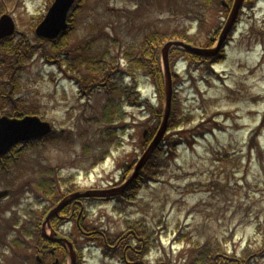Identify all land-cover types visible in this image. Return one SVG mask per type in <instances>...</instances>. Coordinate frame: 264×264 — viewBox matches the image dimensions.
<instances>
[{
	"label": "rangeland",
	"instance_id": "rangeland-1",
	"mask_svg": "<svg viewBox=\"0 0 264 264\" xmlns=\"http://www.w3.org/2000/svg\"><path fill=\"white\" fill-rule=\"evenodd\" d=\"M215 1L206 6L199 0H88L73 35L75 42H82L107 33L121 50L127 49L128 43L139 45L149 31L182 35L197 46H211L216 28L227 15ZM3 3L0 9H5L18 30L37 45L30 18L44 15L48 0ZM92 24L100 28L90 30ZM180 27L189 32L181 33ZM170 60L175 62L171 72L176 77L169 125L183 118L187 123L181 129L189 132L179 134L183 138L171 157L172 149L164 146L156 163L147 166L149 180L135 191V197L83 207L80 216L85 219H78L79 226L121 249L109 252L114 257L105 256L92 238H85L84 231L77 229V214L62 215L56 221L61 228L59 236L73 241L76 264H123L120 255L131 264H183L191 241L208 244L225 255L217 264L245 260L252 254H256L254 264H264V1L252 9L244 8L219 63L208 67L210 62H206L200 67L192 60L188 66L178 50L171 52ZM189 67L200 68L190 75ZM14 70L10 76L6 70L1 74L0 67V88L11 92L15 101L24 102L27 111H37L55 127L71 130L73 140L71 145L50 141L25 148L12 168L0 173L1 190L9 184L17 188L0 200L2 263L9 258L19 263L25 257L27 250L21 245L30 241L32 218L37 216L38 224L43 219V204L37 206L35 195L27 191V186L36 185L40 174L46 178L54 166L60 177L72 175L80 190L118 184L125 172L122 167L141 155L143 129L153 130L160 123L147 106L149 114L140 108H126L127 126L120 132L117 147L102 164L90 168L92 155L98 151H89L87 144L94 147L99 141V127L83 116L100 120L102 97H82L56 65L39 56L20 62ZM139 81L140 95L148 97L149 106L161 113L162 98L147 80ZM4 94L0 97L1 113L9 110V98ZM166 137L172 142L175 136L170 133ZM162 156L166 157L162 160ZM158 162L166 167L157 166ZM56 255L60 264H68L66 252Z\"/></svg>",
	"mask_w": 264,
	"mask_h": 264
},
{
	"label": "trees",
	"instance_id": "trees-1",
	"mask_svg": "<svg viewBox=\"0 0 264 264\" xmlns=\"http://www.w3.org/2000/svg\"><path fill=\"white\" fill-rule=\"evenodd\" d=\"M85 0H79V2ZM72 17V14L70 15ZM91 29L96 28L95 26H91ZM74 30V27L70 29V32L65 36L61 37L60 39L47 44V47H44L43 51H40L39 55L43 57H48L59 61L60 67L63 65L66 67L67 70L73 71L77 78L72 75V77L76 80L77 85L80 86L81 89H88V91L93 90L95 93H100L103 91L106 94V104L104 105V109H102L101 119L102 123L104 124L103 131L99 138L98 144H104L105 146L112 145L113 140L117 138L118 129L123 125H114V122H117V119H120L119 113L114 111V102L115 100H121V97L124 94V97L128 100L130 95L126 94L130 90V86L126 84V86H122L123 83H119L117 80V76L119 75L118 71L114 72L115 65L111 61L110 52V38L107 34H101L98 37L99 43L103 45V39L107 40L108 44L106 45V50L102 51L101 53L105 54L101 57L91 56V49L93 47V37L84 40L81 43H77L72 46L73 49H68L70 54L66 57L60 58V52L62 51L61 47L67 46V40L70 38V33ZM62 40V42H60ZM161 40V35H156L155 33H147L138 49L133 52H126L128 65L125 69L126 74H130L132 69L135 71H140L141 75L148 79L153 87L155 88L156 93L158 94L159 99L162 98V91H163V81L161 70L159 67V57L157 45ZM95 43V42H94ZM77 45V46H76ZM110 45V46H109ZM6 51H9L12 56H14L15 60L18 61L20 57L24 60L28 54H35L37 51L33 46H30L29 43L24 41H13L8 39V42L3 44ZM76 47L81 49L80 51L76 50ZM14 60V59H13ZM120 96V97H119ZM151 109L150 115L153 116V119L159 118L160 112H157L155 107L149 106V103L145 100V107ZM97 120H99L97 118ZM117 125V126H116ZM70 134L66 136L62 135L61 133L54 132L49 139L55 142H69ZM110 137V139L108 138ZM36 142L30 143V147H32ZM72 143V140L69 144ZM27 144L25 147H27ZM97 145V144H95ZM169 145L170 148L174 146V142H167V146ZM98 147V146H96ZM157 152L153 157L149 160L146 164L144 171H147L149 168L147 166H153L156 163ZM157 166H163V163L158 162ZM54 170V168H52ZM155 170V169H154ZM143 171V172H144ZM46 180L40 181L35 190L33 189L31 192H36V196L39 197L41 200V196L45 198L46 205H51L55 201L59 199L61 196L59 193V189L61 186L62 179L58 177L53 172L47 173ZM147 176H143V179H147ZM58 188V189H57ZM60 195V196H59ZM37 235V234H36ZM191 248L188 250V259L187 262L191 264H211V258L214 253L217 252L216 249L213 247H209L208 244L206 245H199L195 244L193 241L190 242ZM2 255V253H0ZM6 263L0 264H18L12 262L10 259L5 261ZM228 264H234L229 261Z\"/></svg>",
	"mask_w": 264,
	"mask_h": 264
},
{
	"label": "water",
	"instance_id": "water-1",
	"mask_svg": "<svg viewBox=\"0 0 264 264\" xmlns=\"http://www.w3.org/2000/svg\"><path fill=\"white\" fill-rule=\"evenodd\" d=\"M73 0H55L51 8L49 9L44 20L37 26L35 33L37 36L45 37L48 39L54 38L58 33L66 28L65 18L67 10L72 4ZM242 0H235L233 5L232 13L230 14L225 27L221 33L218 47H220L223 42L226 34L231 29L232 24L235 20L239 6L241 5ZM13 31V23L11 19L4 15L0 19V37L8 35ZM172 45H182L189 52L195 53L197 55L208 56L212 55L213 52L194 48L188 45H184L179 42H169L164 45L162 48V56L164 59L165 69H166V110L163 117L162 124L155 135L154 139L150 143L147 150L144 152L140 160L138 161L133 175L128 179V181L121 187L114 190L107 191H86L83 193H73L65 197L51 212L48 214L46 221H48L53 215H55L62 207L68 204L72 199L85 196H98V195H111L117 194L124 190V188L131 182V180L137 175L138 170L149 158L155 146L159 143L162 138V135L166 129L167 118L170 110V101H171V79L168 73V62L167 54L169 47ZM51 132L50 124L47 122H42L36 116H26L22 119H10L7 117L0 118V155L6 153V151L11 148L14 144L20 141H27L33 138H38L44 136ZM6 192H1L0 197L5 195Z\"/></svg>",
	"mask_w": 264,
	"mask_h": 264
}]
</instances>
